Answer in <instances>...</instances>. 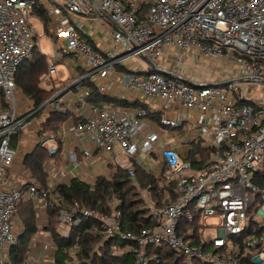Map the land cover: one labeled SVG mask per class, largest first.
Wrapping results in <instances>:
<instances>
[{"label":"built area","instance_id":"built-area-1","mask_svg":"<svg viewBox=\"0 0 264 264\" xmlns=\"http://www.w3.org/2000/svg\"><path fill=\"white\" fill-rule=\"evenodd\" d=\"M37 3L63 43L55 60L75 55L84 70L62 81L53 78L57 68L50 62L46 75L56 92L28 107L17 73L38 44L30 21ZM98 21L110 44L92 37L90 22ZM132 57L139 62L129 67ZM210 61L233 68H196ZM83 80L129 104L90 101L93 90ZM55 111L78 119L61 144L51 133L39 134L50 155L63 146L61 163L51 157L45 163V187L25 168L22 178L12 172L15 136L30 117L42 126ZM70 138L74 150L67 151ZM77 148L84 158L127 169L149 226L126 230L116 200L106 214L79 201L63 206L58 192L50 195L65 175V160L81 164ZM137 167L156 187L141 183ZM23 199L35 203L38 218L56 203L58 220L69 227L64 237L86 218L97 221L89 230L126 241L122 251L133 252L137 264L154 258L150 244L170 246L185 264H264V0H0V264H12ZM79 250L78 241L68 247L73 263ZM29 254L26 264H55L53 237L30 243Z\"/></svg>","mask_w":264,"mask_h":264},{"label":"trees","instance_id":"trees-1","mask_svg":"<svg viewBox=\"0 0 264 264\" xmlns=\"http://www.w3.org/2000/svg\"><path fill=\"white\" fill-rule=\"evenodd\" d=\"M147 10L148 4L144 3L138 10L139 22L145 21ZM32 14L42 19L46 25L51 20L47 10L40 3L34 6ZM49 66L47 55L40 50L39 44H37L32 55L19 67L17 73L18 86L34 101L35 106L41 105L56 92L55 88L47 89L41 84L42 78L49 71ZM82 85L93 90L89 96V100L92 102L114 101L119 104H129L122 99L102 94L89 80H83ZM70 116L69 111L53 112L48 120L42 124L41 133L49 132L57 137L62 125ZM59 143L61 144V142ZM49 156L48 149L38 145L24 158V164L31 171L32 176L45 187L49 184V173L44 167V162ZM136 176L144 185L147 183H152L154 187L157 185V180L141 167H137ZM57 192L63 206L71 207L76 201H79L84 202L89 208L106 214L112 213L111 204L112 201L116 200L115 207L123 213L122 223L126 230L139 232L141 228L150 225V221L145 215L144 203L139 197L137 188L126 168L116 167L111 178L103 175L98 176L94 187L74 177L70 183H59L57 188L50 192V195ZM57 206L54 202L49 205L48 221L40 228L38 209L35 203L25 199L20 201L18 210L24 224V230L19 235L18 242L12 247V264H26L29 243L41 229L50 231L55 241V264H137L133 252L122 251L126 241L120 240L118 237L107 238L89 230L93 226H98V222L91 218H86L79 226H72L71 237H64L59 231L61 223L58 220ZM76 241L80 245V250L77 252L79 262L73 263V257L68 252V247ZM147 254L154 256L149 264H185V256L166 244H150L147 247Z\"/></svg>","mask_w":264,"mask_h":264},{"label":"crops","instance_id":"crops-1","mask_svg":"<svg viewBox=\"0 0 264 264\" xmlns=\"http://www.w3.org/2000/svg\"><path fill=\"white\" fill-rule=\"evenodd\" d=\"M51 22H52V20H51ZM90 23H91L90 25L93 27L92 22H90ZM98 23H100L98 30L99 31H103L104 29L101 28V21H98ZM52 31H53V25H52ZM92 34H93L92 37L95 38L94 33H92ZM52 35H54L55 39L58 40L56 35H55V33H54V31H53ZM37 37H38V34H37ZM96 41L98 42L99 45H101L97 39H96ZM57 43H59V42L55 41V44H54L55 47L58 46ZM64 57L62 58V60H64ZM72 57H74V58H76L78 60L79 65H77L76 67H72L71 65H69L70 76L68 78H66L65 80L60 79L62 81H68V80L74 79L76 76L81 74L82 71L84 70V68H81V66H80L81 63H80L79 59L75 55H72ZM48 60H49V57H48ZM50 62L51 61L49 60V63ZM213 63H215V62H213ZM210 67H211V65L208 64V63L196 66V68H210ZM184 68H188V67L184 66ZM211 68H233V66L231 64L230 65H225V64H222L221 62H218V65L216 64V66H214L212 64ZM215 74H217L216 75V80H219V77L221 76L222 72L217 70V71H215ZM57 79H59V78H57ZM47 82H48V79H47ZM41 84H42V82H41ZM48 84L53 85L51 82H48ZM45 88H47V89L54 88V85L51 86V87H45ZM77 89L74 88V90L72 92L68 93L66 96L70 97V99H71L72 95H73V92H76ZM22 92H23V90H22ZM26 96H28V95L26 94ZM116 98H118V97H116ZM30 105H35V104H34V101L28 96L27 104H24V106H28L29 107ZM77 119H78L77 116H75V117L70 116V118H68L64 122V124L62 125L61 129L59 130V132L57 134V138H58L59 142H61V138H62V136L64 134L65 128H68L70 126V124H72ZM41 128H42V126H41L39 118L35 117V116L34 117H30L28 122L24 125L23 128H21V130H19L18 134L15 136L16 137L15 138V141H16V147L15 148H16V151H17V157H16V161H15V163L13 165L12 172L15 173L17 176H20V178H22L21 175L23 174L22 173V168H25L26 170L29 171L30 178L36 179L35 177L32 176L31 171L24 164V158H25V156L27 154H29L32 151H34L38 145H41L39 143V134L41 133ZM72 143H73V139L70 138V140L66 141L67 148L65 146H64V148H66L67 151L74 150V147L72 146ZM62 149H63V146L60 145V151L57 154H52L49 157H47L45 162H44V167H45V163H46L47 159H49L50 157H51V159L55 160L57 163H61V161H62V156H61ZM77 152H78V155H79V159L81 160V164L78 165V166H74L69 160H65V162H64L65 175L61 179V183H70V181L74 177H77V178L89 183V182L92 181V179H94L96 177V175H100V174L108 175L110 170L114 171L115 168H116V166H114L113 164H109L108 163V166H107V164L105 162L101 163V161H99L97 159V157L84 158V155H83L82 151L79 148H77ZM149 164H150V162L146 163V165H149ZM45 169H46V167H45ZM145 172H147V171L145 170ZM64 180H66L67 182H65ZM47 221H48V213L45 212V213H43L41 218H38V222H39L40 228L43 226L44 223H47ZM68 228L69 227L67 225H65V224H60L59 225V231H60L61 234H62V232H64ZM35 236L36 237L33 238L30 241V243L34 242L35 240L44 243V242H47V241H51V238H52L51 232L47 231V230H44V229H41L40 231H38L35 234Z\"/></svg>","mask_w":264,"mask_h":264},{"label":"rangeland","instance_id":"rangeland-1","mask_svg":"<svg viewBox=\"0 0 264 264\" xmlns=\"http://www.w3.org/2000/svg\"><path fill=\"white\" fill-rule=\"evenodd\" d=\"M30 21L32 23L33 28L35 29L36 33L38 34V44H39V48L40 50L45 53L48 57L49 60L51 61V63H56V68H57V72L55 74H53V78H59L62 80H65L66 78H68L70 76V68L69 65H71L72 67H76L77 65H79V62L76 58L72 57L71 54H67L64 57V60H59L56 61L55 60V52L58 48V46H62L63 43L60 40H56L52 31V22L50 20V22L47 23V25L44 23V21L42 19H40L39 17H36L34 14L30 17ZM44 24H45V28H44ZM93 25V33L95 36V39H97L99 41L100 44H104L107 45V42H109V40L107 42L106 39H110V33L109 31H99V25L100 23H92ZM55 41L59 42L58 46L55 47ZM111 41L108 43L110 44ZM139 62L137 57H132L131 60H128L125 62V64L129 67L132 66L133 64H137ZM208 64L212 65L213 62H208ZM47 75L44 76L42 78V85L44 87H51L53 85L48 84L47 82ZM216 79V77H215ZM258 94L261 95L262 92L260 91V86H259V90H258ZM253 97H255L253 95ZM252 98V97H251ZM52 134V133H51ZM124 164H127V162H125ZM65 182H67L66 180H64ZM215 220L214 219H209L208 222L209 223H213ZM19 223V228H18V234L20 235L23 232V228H21L20 226H24L23 221L20 219L18 220ZM37 236V235H36ZM35 235L33 236V238L36 237ZM32 239V238H31ZM30 239V240H31ZM30 243H29V249L27 250V257H26V263H29L30 261Z\"/></svg>","mask_w":264,"mask_h":264},{"label":"water","instance_id":"water-1","mask_svg":"<svg viewBox=\"0 0 264 264\" xmlns=\"http://www.w3.org/2000/svg\"><path fill=\"white\" fill-rule=\"evenodd\" d=\"M64 91H65V90H64ZM64 91H63V92H61V93L59 94V96H60V95H62V94L64 93Z\"/></svg>","mask_w":264,"mask_h":264}]
</instances>
